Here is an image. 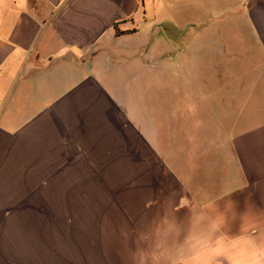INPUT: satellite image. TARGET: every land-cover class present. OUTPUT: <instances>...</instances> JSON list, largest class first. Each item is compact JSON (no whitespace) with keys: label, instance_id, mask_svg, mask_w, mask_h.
<instances>
[{"label":"crops","instance_id":"obj_1","mask_svg":"<svg viewBox=\"0 0 264 264\" xmlns=\"http://www.w3.org/2000/svg\"><path fill=\"white\" fill-rule=\"evenodd\" d=\"M191 1L254 87L170 76ZM0 264H264V0H0Z\"/></svg>","mask_w":264,"mask_h":264},{"label":"rangeland","instance_id":"obj_2","mask_svg":"<svg viewBox=\"0 0 264 264\" xmlns=\"http://www.w3.org/2000/svg\"><path fill=\"white\" fill-rule=\"evenodd\" d=\"M181 3L183 4V2ZM188 4L190 6H188ZM191 4H192V1L184 3V7H180V5L178 6V8H180V12L178 14H175L176 16L172 18L174 19V23L176 27L172 29L173 33H170V40L173 37H175L177 27L180 29L181 26L188 27V26H192L195 24H201V25L212 26V27L216 26L219 29L217 31L208 30L205 33V36L207 38L206 40L210 39V41H212L213 45H211L210 48H208L207 46H201L200 49H198L196 52L192 48L190 49L188 48L187 51H185L183 55V54L178 53L177 45L175 43H171L169 50H168L170 52V55H169L170 58L168 62L170 63L172 59V62L174 63V65H172V68L169 69L170 76L175 78V71H176V66H177L176 63H178L179 64L177 66L178 72L181 73V71H183L184 69L190 75L197 74L200 78L197 84H199V88L201 89V91H205L204 90L205 88L206 89L212 88L213 84L215 83L214 80L217 79L218 81L219 77L222 74H226L230 72L231 69H233V72L235 73L236 71H238L237 69H239L240 66H242L245 69L249 70L248 74L251 75V78H252V79L250 78L249 80V86L251 88L254 87L256 85V82H254V79L256 78L255 75L257 74L253 75L254 72H252L251 70V68L253 69V67L251 66L252 64L251 60H253V56L254 57L259 56L257 55L258 53L256 51H253L252 49H249V50L243 49L242 51L235 50L234 44L229 43V42L226 43L228 41L227 37L230 34V32L228 31L231 29L230 26H228L227 24L228 23L226 20L227 18L226 17L216 18L214 21L213 20L214 18L213 17L211 18L209 16L208 10L204 12L202 11L197 12L196 8L193 9V4L192 5ZM171 6H172V9L177 10L175 5L173 6L171 4ZM217 14L219 13L217 12ZM162 19L163 18L159 16L157 18L158 21H156V25H157L156 28L159 30V32L161 29H163L161 26L160 27L158 26V24L161 23ZM226 28H229V29H226ZM162 36L163 35H157V38L162 37ZM185 36L187 40L190 34L186 33ZM225 46L227 47L226 49L224 48ZM231 49H232V52H235V53L244 52L243 54H245L246 56L238 53V55L234 54L233 56L228 58L229 55L226 52H228ZM158 75L159 77L161 76L160 74ZM209 77L212 78V81H210ZM174 78H170V81L168 82L169 88L171 89L176 88V81L173 80ZM164 83L166 82L163 81V84ZM192 84H193L192 81H186L185 89L186 90L191 89ZM153 88H157V87L154 86ZM161 99H162L161 96L154 95L152 104L154 106L157 104H160ZM173 99H174L173 97H170V101ZM244 116H246L245 113L242 114V118H244Z\"/></svg>","mask_w":264,"mask_h":264},{"label":"trees","instance_id":"obj_3","mask_svg":"<svg viewBox=\"0 0 264 264\" xmlns=\"http://www.w3.org/2000/svg\"><path fill=\"white\" fill-rule=\"evenodd\" d=\"M116 34H122V33L116 31Z\"/></svg>","mask_w":264,"mask_h":264}]
</instances>
